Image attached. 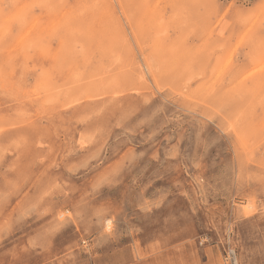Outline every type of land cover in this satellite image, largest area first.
<instances>
[{"label":"rangeland","instance_id":"1","mask_svg":"<svg viewBox=\"0 0 264 264\" xmlns=\"http://www.w3.org/2000/svg\"><path fill=\"white\" fill-rule=\"evenodd\" d=\"M0 264H264V0H0Z\"/></svg>","mask_w":264,"mask_h":264},{"label":"built area","instance_id":"2","mask_svg":"<svg viewBox=\"0 0 264 264\" xmlns=\"http://www.w3.org/2000/svg\"><path fill=\"white\" fill-rule=\"evenodd\" d=\"M232 256L234 257V255L232 254Z\"/></svg>","mask_w":264,"mask_h":264}]
</instances>
